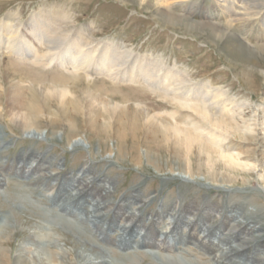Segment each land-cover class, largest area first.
I'll use <instances>...</instances> for the list:
<instances>
[{
  "label": "bare ground",
  "instance_id": "1",
  "mask_svg": "<svg viewBox=\"0 0 264 264\" xmlns=\"http://www.w3.org/2000/svg\"><path fill=\"white\" fill-rule=\"evenodd\" d=\"M139 1L141 5L148 4V6L156 7L157 19H163L169 24L187 21V25L211 29L215 35L219 33H221L219 36L229 35L226 50L230 56L239 57L243 51L250 53L251 45L264 52V15L257 11L261 0H210L213 5L204 10L196 8L199 4L198 0H156L155 3L152 0ZM93 29L95 28L78 26L77 21L66 8L52 4L31 15L25 22L20 14H9L4 19H0V55L7 58L6 64L7 67L9 66L5 72L1 73L7 78V74L14 71L26 72L23 79L10 85L7 94L4 91L7 97L6 102L2 101V95L0 96V118L6 117L18 129L31 137L38 136L41 117L46 114H49L48 121L46 120L49 131L52 132L63 124L65 126L63 135L77 132L81 128L80 123H85L91 136L98 142L112 140L115 143L116 148L113 151L117 152L116 156L122 155L123 149L129 143H131L132 151L135 152L136 146L142 141L147 156H150L152 151L156 154L170 150L176 157L185 158L190 162L197 153L206 157V164L210 166L214 164L215 154L217 159L236 170L251 171L264 183V163L260 164L261 166L253 165L245 160L246 157L243 158L240 152L233 153L225 150L226 143H228L227 147L232 143L230 139L241 141L245 138L249 139L246 134L254 136L259 130L264 133V105L253 106L251 103L231 98L227 90L217 86L211 80L196 82L190 72L178 68L177 63L172 66L167 65L162 57L135 56L131 50L121 44L97 40L93 35ZM42 70L47 72L42 74L41 79H33L34 74H40ZM11 76L8 78L11 79ZM105 77L112 80L110 82L132 86V89L137 92L149 90L162 96L176 108L173 112L165 114L168 117H164L161 113L151 116L140 114L148 117L142 122L136 117L137 112L131 114L132 109H135L133 106L121 107V103L109 104L107 100L110 97L105 87H97L98 94L92 90L85 93L87 98L85 101L80 97L77 98L74 95L76 93L68 87L69 83L76 82L79 78L80 80L92 79L96 84L104 82ZM47 78L50 80L47 81ZM46 84L55 89L49 90L44 97V102L40 103L37 100L39 96L37 98V95H34L33 88ZM31 88L32 96L27 99ZM73 98L76 102L72 101ZM124 98L121 97V99ZM52 100L57 105H51ZM130 101L132 99L125 98V103ZM55 115L60 116L61 121H58ZM40 136L45 137L44 134ZM47 138L49 140L46 134ZM86 138L92 143L88 137ZM72 146L76 151L81 145L76 141ZM111 158L112 156L107 162H112ZM8 166L5 168L0 166V189L5 185L2 179L4 174L1 172L9 168ZM50 167L52 162L40 157L31 158L30 162H24L21 159L13 175L28 178L31 180L30 186L37 183L43 185L56 178L58 183L53 188L55 191L58 188L59 193L56 195L60 199L64 197L75 199L73 203L70 201L66 203L67 207H64L63 213L67 217H72L76 210L85 207L86 218L95 216L96 224L95 233L90 232L82 228L78 219L77 221L68 220L63 215L44 210L40 214L43 221L49 224L48 230L54 228L58 222L60 223L58 226L64 225L68 231L62 230L61 233L67 244L72 246H74L75 237H79L76 249L74 248V256H77L76 251L79 247L82 249L89 247L90 243L84 245L83 240L113 244L114 247L123 251L133 250L131 254L122 255L113 249L111 252L117 257L106 259L103 258L102 253H99L97 246L96 248L90 245L89 250L97 256L96 261L80 255L76 257L78 264H122L120 262L137 264L141 259L148 264H178L165 259L162 254L173 255L178 253L181 247L186 248L190 244L197 245L202 258L214 255V264H257L252 257L264 249V235L258 234L264 231V227L257 221L264 216L255 212V208L250 210L251 202L245 201L247 202L245 204L240 203L242 201L234 204L228 202V213L213 229H203L208 216L213 209L215 210L209 206H206L199 219L188 225L186 216L191 214L193 209L190 205L175 211L171 210L173 205H165L161 207V211L152 215L153 220L147 224L142 215L148 212L149 207L155 202L154 199L141 200L135 192L126 197L122 203L110 204L109 197L112 195V190L106 186L104 180L102 181L101 175H96L93 179L84 178L90 169H84L82 177L77 181L79 184L75 189L79 194L76 196L69 193L71 190H64L68 181L62 177L58 179V175L62 173L61 170L51 176L35 177ZM26 168H29V171H26ZM181 179L189 183V186L202 184L199 180ZM17 188L16 203L9 202L10 205L5 202L4 211L0 212V233L5 230L4 234H6L0 235V239L10 232H15L8 214L15 215V220L18 216L28 215V211L26 212L28 209L23 205L28 203V196L33 192L28 189L27 194L26 186L21 183L17 184ZM262 188L264 189V184ZM97 189L101 191L100 194L95 193L94 190ZM216 190L218 194L231 192L228 187H219ZM239 198L241 200L244 197L239 196ZM138 204L139 209H134ZM221 206L219 204L217 210ZM107 210L109 212L103 214ZM113 210L116 212L114 216L111 214ZM119 215L125 216V223L121 224V230L118 231L122 233V237H111L112 233L117 231L114 230L111 233ZM169 216L172 219L165 224V219ZM27 223L31 225L32 221ZM231 224L237 232L224 235L223 226ZM164 225L167 231H163ZM145 228H148V231L144 233L142 230ZM184 229L188 231L185 235L182 234ZM39 230L46 235L47 230L43 228ZM106 230L107 235H105ZM49 232L48 237L41 240L39 245L45 246L44 250L51 251V245L47 243L48 238L53 234ZM103 236L107 237L102 239ZM157 239H161L159 244ZM117 240H122L120 246ZM51 241L53 242L52 239L49 242ZM7 244L4 241L0 243V251ZM149 250L161 253L159 258ZM133 254H140L139 258L134 257ZM53 256L55 258L54 253ZM0 258L4 256L1 255ZM37 258L32 259L25 248L20 251L15 264H44L40 258ZM64 258L65 255H61V260ZM100 259L105 260L97 261Z\"/></svg>",
  "mask_w": 264,
  "mask_h": 264
},
{
  "label": "rangeland",
  "instance_id": "2",
  "mask_svg": "<svg viewBox=\"0 0 264 264\" xmlns=\"http://www.w3.org/2000/svg\"><path fill=\"white\" fill-rule=\"evenodd\" d=\"M152 1L153 3L156 2V0ZM198 2L199 4H197L196 8L199 7L198 9L200 10L208 9L213 5L210 0H198ZM49 4L66 8L77 21L78 26L94 27L93 35L97 40L105 43L114 42L115 44H121L131 50L135 56L162 57L167 65L172 66L177 63L178 68L185 72H190L196 82L211 80L217 86L227 90L231 98L251 103L253 106L264 105V52L262 50L251 45L250 49L252 51L250 53H244L243 51L239 57L230 56L226 50L229 35L219 36L221 33L215 35L211 29L187 25V21L169 24L163 19H157L156 7L148 6V4L141 5L139 0H0V19H4L9 14H20L25 22L31 15L44 10ZM257 11L264 15V0L259 3ZM7 61V58L0 55V96L2 95V101L4 102H6L7 98L4 91L7 94L10 85L23 79L26 74V72L21 70L14 71L7 74L9 78L12 75L11 79L6 78L1 72H5L9 67L6 64ZM35 67L37 66L35 65ZM40 72V74H34L33 79H41L42 74H45L47 70ZM46 80L49 81L50 78ZM110 81L112 80L105 77L104 82L94 84L92 79L85 80L82 78L80 80L79 78L78 81L69 83L68 87L73 93H76L74 95L77 98L80 97L84 101L87 100L85 93L91 90L96 92L98 90L97 87H105L110 97L107 100L109 104L121 103V107L133 106L136 110L132 109L133 113L131 114L137 112L138 115L136 117L142 122L146 121L148 117L140 114H149L151 116L161 113L164 117H168L165 114L173 112L174 108H176V106L164 100L162 96L156 95L149 90L137 92V90L132 89V86H125V84ZM54 89L53 86L47 84L37 85L33 88L34 95H37V98L39 96L37 100L40 103L44 102V97L49 90L53 91ZM29 93L27 99L32 96V88ZM121 97L132 99V101L125 103V98L121 99ZM72 101L76 102V99L73 98ZM51 105L55 106L57 103L52 100ZM48 115L41 117L40 130L37 132L38 136L41 134L45 135L42 138L37 135L31 137L18 129L6 117L0 118V166L5 168L9 165V168L1 172L4 174L2 179L5 185L0 189V212L4 211L3 205L5 202L7 204H10L9 202L16 203L18 183L26 186L27 194L28 189L33 192L29 196L27 195L28 203L23 205V207L28 209L26 210L28 215L18 216L15 220V215L13 216L12 214L11 216L8 214L15 232H10L7 236H3L0 239V243L3 241L8 243L0 251V256H4V258H0V264H15L20 251L25 248H27L32 259H36L39 256L40 261L44 264H78L76 257L80 255L96 261L97 256L89 250L90 245H93V247L97 246L99 253H102L103 258L106 259H115L117 257L116 254L111 252L113 249H115L116 253L122 255L133 252V250L123 251L114 247L113 244L83 240L82 244L90 243L89 247L83 249L79 247L76 251L77 256H74L75 246L80 238L75 237L74 246L67 244L63 238V233H61L62 230L68 231L67 228L64 225L58 226L60 225L58 222L54 228L52 227L51 230H48L49 224L43 221L40 213L44 212V210L53 211L55 214L63 215L68 220L77 221L78 219L84 230L93 231L94 233L95 216L91 215L89 219L86 218V214H84L85 207H83L76 210L73 213L74 216L67 217L63 213L64 207H67L66 203L68 201L73 203L75 199H67V197L60 199L56 195L59 193V191L57 192L58 188L56 191L53 190L58 183L56 178L46 182V185L37 183L30 186L31 180L28 178L15 177L13 172L17 171L16 169L20 165L21 159L24 162H30L31 158L36 159L38 157L43 158V160H50L52 167L43 173L37 174L35 177L42 175L51 176L61 170L62 173L58 175V179L60 180L59 177H62L68 181V185H66L64 190H71L69 193H73L76 196L79 194L75 189L79 184L77 181L82 177L84 169H90V172L86 173L84 178L93 179L96 175H101L102 181L104 180L106 186L112 190V195L109 197L110 204L122 203L126 197L135 192L141 197V200L154 199L155 202L149 207L148 212L142 215L144 216V222L147 224L153 220L154 216L152 215L157 211H161V207L165 205H173L172 211L190 205L193 209L192 213L186 216L188 225L200 218L206 206L215 208L203 225L204 230L213 229L218 225L228 213V202L231 204L239 201L244 204L247 203L245 201L251 202L250 210L255 208V212H259L261 216H264V189L262 188L264 183H262L260 177L253 175L251 171L232 168L217 159L215 154L214 164H210V166L206 164V157H202L197 153L191 158L190 162L186 161L185 158L176 157L170 150L156 154L152 151L151 155L147 156L145 145L142 141L136 146L135 152L132 151L131 143H129L123 149L124 153L116 156L117 152L113 151L116 148L115 143L112 140L98 142L91 136L85 123H80L81 128L75 133L63 135V129L65 128L63 124H60V127H57L54 131H49L46 127ZM55 117L58 121H61L60 116L55 115ZM128 117H131V115ZM159 127H164V125H159ZM46 134L49 140L48 138L46 139ZM246 137H249V139L245 138L241 141L230 139L229 141L232 143L229 147H227L228 143H226L225 150L233 153L240 152L239 154H243V158L246 157L245 160H248L251 164L262 165L264 163V133L259 130L257 135L250 136L246 134ZM76 141L81 146L74 151L72 145ZM111 156L113 161L107 162ZM24 158L27 159L24 160ZM29 168L25 170L29 171ZM180 177L189 181L199 180L202 181V184L189 186L190 184ZM219 187H228L231 192L218 194L216 193V188ZM94 191H96V194L101 192L99 189ZM60 196H63V192ZM239 196L244 198L240 200ZM219 204L222 206L217 210ZM139 207L138 204L134 209H139ZM108 212L109 210L104 211L103 214ZM113 212L111 214L114 216L116 212ZM166 219L165 224L169 223L172 218L169 216ZM29 221H32L31 225H28L27 222ZM257 221L264 227V218H258ZM122 223H125V216L119 215L111 229V233L114 230L117 231L113 232L111 237H122V233L118 232L121 230ZM165 226L163 231H167ZM40 228L47 230L46 235L39 230ZM222 230L224 235H231L237 232V229H233L232 224L223 226ZM49 231L53 234L52 237L48 238L49 241L52 239L53 242L48 241L47 243L51 245V251L44 250L45 246L40 247L39 245L41 240L43 241V239L48 237ZM142 231L145 233L148 228ZM107 232L106 230L105 235H107ZM187 232L184 229L182 234L185 235ZM4 233L5 230L0 235ZM258 234L264 235V231ZM106 237L103 236L102 239ZM198 238L197 243L199 242ZM121 241L117 240L118 246L121 245ZM160 242L161 239H157V243L159 244ZM37 243L38 245H36ZM149 252H152L157 258L161 254L152 250H149ZM199 253L201 251L197 245L193 246L190 244L186 248L181 247L178 253L173 255L165 253L162 254V257L178 264H214V255L202 258ZM61 255H65L64 260H61ZM139 255L133 254L134 257ZM252 259H255L257 264L259 262V264H264V249H261ZM104 260L100 259L97 261L103 262ZM138 261L140 262L137 264H148L142 259Z\"/></svg>",
  "mask_w": 264,
  "mask_h": 264
}]
</instances>
